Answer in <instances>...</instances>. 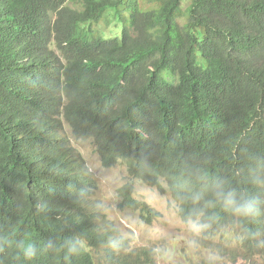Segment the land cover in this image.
<instances>
[{
    "label": "trees",
    "instance_id": "trees-1",
    "mask_svg": "<svg viewBox=\"0 0 264 264\" xmlns=\"http://www.w3.org/2000/svg\"><path fill=\"white\" fill-rule=\"evenodd\" d=\"M71 136L91 139L102 167L125 166L120 209L151 223L133 181L165 182L181 220L204 209L218 217L209 236L233 230L243 257L264 261V215L234 217L209 191L224 179L264 201V0H0V264H68L17 259L15 241L73 233L87 247L70 264H155L123 239L107 247L116 229Z\"/></svg>",
    "mask_w": 264,
    "mask_h": 264
},
{
    "label": "rangeland",
    "instance_id": "rangeland-1",
    "mask_svg": "<svg viewBox=\"0 0 264 264\" xmlns=\"http://www.w3.org/2000/svg\"><path fill=\"white\" fill-rule=\"evenodd\" d=\"M69 5L72 6L71 3ZM97 27L106 36H117L120 33V28L113 25L107 27L102 23ZM70 139L72 146L84 158L89 172L95 179L91 203L99 209L100 219L113 224L116 237L127 242L129 251L140 248L152 250L162 246L173 249V257L167 262L155 254V264H208L207 257L210 251L218 253L220 257L216 264H264L258 256L247 259L243 257L242 244L236 233L228 228L211 236L206 233L199 241L198 250L192 252L186 243L191 238L190 233L177 213V203L172 199L165 182H162V192L138 180L132 183L134 197L144 201L158 213L151 223L147 224L138 212L120 209L117 189L132 180L125 166L118 163L111 168H104L95 153V145L91 139H75L72 136Z\"/></svg>",
    "mask_w": 264,
    "mask_h": 264
},
{
    "label": "clouds",
    "instance_id": "clouds-1",
    "mask_svg": "<svg viewBox=\"0 0 264 264\" xmlns=\"http://www.w3.org/2000/svg\"><path fill=\"white\" fill-rule=\"evenodd\" d=\"M212 203L219 204L226 211L230 212L234 217L252 221L261 215H264V201L259 198L242 191H237L231 184L224 179H217L211 184L210 189ZM191 198L199 200L200 194L193 193ZM88 202V193L86 189H81L76 195V203L80 206H85ZM147 204V203H146ZM39 212L48 210V204L41 201L36 205ZM177 213H183V209H177ZM218 217L214 214H209L201 208H194L190 215L182 216L186 230L190 233V239L187 240V247L196 252L199 248L200 239L209 232ZM7 241L0 237V251L7 245ZM122 240L118 237H111L107 240V247L112 251H119ZM17 249V259L23 258L26 261L35 260L41 253L51 252L54 255L63 257L64 261L70 262L84 254L86 250L85 238L78 233L67 235L61 239H49L43 242H37L32 237H25L15 241ZM159 259L170 261L173 257V249L168 246L157 247L153 249ZM220 257L218 253L210 251L207 257L208 264H216Z\"/></svg>",
    "mask_w": 264,
    "mask_h": 264
},
{
    "label": "bare ground",
    "instance_id": "bare-ground-1",
    "mask_svg": "<svg viewBox=\"0 0 264 264\" xmlns=\"http://www.w3.org/2000/svg\"><path fill=\"white\" fill-rule=\"evenodd\" d=\"M141 216H142V215H141ZM145 217H146V216H145ZM145 217H144V218H145ZM146 219H149V217H148V218L146 217ZM150 222H151V221H150ZM146 223H147V221H146ZM152 250H153V249H152ZM153 253H154V252H153ZM150 261H151V260H150ZM151 263H152V262H151Z\"/></svg>",
    "mask_w": 264,
    "mask_h": 264
}]
</instances>
